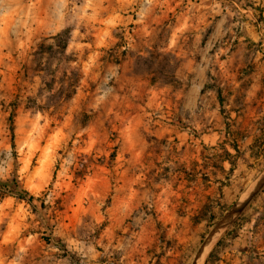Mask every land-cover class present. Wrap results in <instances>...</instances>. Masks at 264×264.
<instances>
[{
  "label": "rangeland",
  "instance_id": "1",
  "mask_svg": "<svg viewBox=\"0 0 264 264\" xmlns=\"http://www.w3.org/2000/svg\"><path fill=\"white\" fill-rule=\"evenodd\" d=\"M234 1L0 0V264H193L264 174L197 70ZM217 235L200 264H264V186Z\"/></svg>",
  "mask_w": 264,
  "mask_h": 264
},
{
  "label": "crops",
  "instance_id": "2",
  "mask_svg": "<svg viewBox=\"0 0 264 264\" xmlns=\"http://www.w3.org/2000/svg\"><path fill=\"white\" fill-rule=\"evenodd\" d=\"M234 2L232 13L220 16L218 23L226 26L224 34L234 32L232 42L235 44L213 53L211 63L197 70L208 69L217 77L212 80L216 86L207 90L209 95L217 90L218 96L225 99L222 102L219 98L226 108L227 120L233 123L235 133L227 134L233 138V145L226 144L227 151L242 149L255 160L254 155L260 149L257 144L264 141V0ZM207 83L205 80L203 88ZM187 97L182 103L184 112L196 111V107L186 109ZM221 137L215 131L209 132L204 141L215 145L222 141ZM254 207L248 208L247 213Z\"/></svg>",
  "mask_w": 264,
  "mask_h": 264
},
{
  "label": "water",
  "instance_id": "3",
  "mask_svg": "<svg viewBox=\"0 0 264 264\" xmlns=\"http://www.w3.org/2000/svg\"><path fill=\"white\" fill-rule=\"evenodd\" d=\"M264 186V174L261 181L257 184V186L254 188V190L243 200L241 204H239L236 208H233L229 214L225 217V219L216 227V229L210 234V236L207 238V240L204 242L202 247L200 248L199 252L197 253L195 260L193 264H200L202 260V255L207 248L208 244L215 239L219 234V232L222 230L223 227H225L228 224V221L230 219H233L234 217L241 214L244 209L251 203L253 198L257 195V193L263 188ZM217 235V236H216ZM214 241V240H213Z\"/></svg>",
  "mask_w": 264,
  "mask_h": 264
},
{
  "label": "trees",
  "instance_id": "4",
  "mask_svg": "<svg viewBox=\"0 0 264 264\" xmlns=\"http://www.w3.org/2000/svg\"><path fill=\"white\" fill-rule=\"evenodd\" d=\"M3 187V186H2ZM5 189V186H4ZM13 195H15V197L17 199L20 200H25V201H29V202H33L34 201V196L31 195L29 192H27L26 190H19L17 192H15Z\"/></svg>",
  "mask_w": 264,
  "mask_h": 264
}]
</instances>
